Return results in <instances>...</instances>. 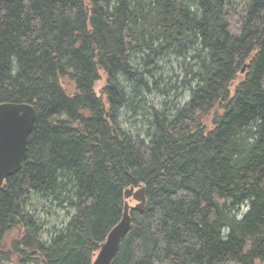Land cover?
I'll return each mask as SVG.
<instances>
[{"label": "trees", "instance_id": "obj_1", "mask_svg": "<svg viewBox=\"0 0 264 264\" xmlns=\"http://www.w3.org/2000/svg\"><path fill=\"white\" fill-rule=\"evenodd\" d=\"M169 52L196 63L189 99L136 138L125 83ZM5 102L36 121L0 187V264H93L140 186L112 264H264V0H0ZM34 199L75 211L50 241Z\"/></svg>", "mask_w": 264, "mask_h": 264}, {"label": "rangeland", "instance_id": "obj_2", "mask_svg": "<svg viewBox=\"0 0 264 264\" xmlns=\"http://www.w3.org/2000/svg\"><path fill=\"white\" fill-rule=\"evenodd\" d=\"M241 0H235L239 4ZM136 60L137 66L141 72L148 74L151 71L153 79L147 75L149 85L147 87L134 89L133 85L125 83L128 94L134 96L133 107L126 106L121 112V125L131 135L136 138H144L147 130L152 127L153 110L152 107L158 110L171 109L174 105H181L190 96V89L188 86L191 79L190 69L192 67L197 69L195 61L189 56L179 57L175 52L163 54L157 58L154 54L150 57L148 55H138ZM194 63V64H193ZM103 84L97 86L96 91L99 94ZM136 96V97H135ZM30 210L35 214L41 223H43L44 232L42 238L44 241H50L54 227L61 229L64 224L69 221L70 214L74 213V209L58 208L57 203H53L51 212L47 213L43 200L34 199ZM132 206H135L134 200L129 201ZM246 211V208H244ZM46 210V211H45Z\"/></svg>", "mask_w": 264, "mask_h": 264}, {"label": "water", "instance_id": "obj_3", "mask_svg": "<svg viewBox=\"0 0 264 264\" xmlns=\"http://www.w3.org/2000/svg\"><path fill=\"white\" fill-rule=\"evenodd\" d=\"M245 67L242 71H245ZM36 121V109L28 103L5 102L0 104V187L18 173L28 157L29 137ZM146 187L125 190L126 202L121 221L110 231L101 245L93 264H112L123 238L134 227L131 210L144 211L147 203ZM130 200L136 202L135 206Z\"/></svg>", "mask_w": 264, "mask_h": 264}]
</instances>
